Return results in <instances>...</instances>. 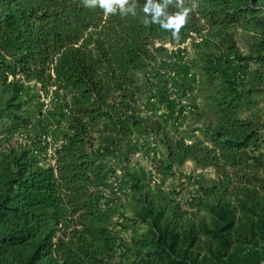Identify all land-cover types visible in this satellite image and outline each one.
Listing matches in <instances>:
<instances>
[{
	"label": "trees",
	"instance_id": "16d2710c",
	"mask_svg": "<svg viewBox=\"0 0 264 264\" xmlns=\"http://www.w3.org/2000/svg\"><path fill=\"white\" fill-rule=\"evenodd\" d=\"M258 2L127 0L125 7L133 9L122 14L118 4L108 13L84 0H0V87L22 76L46 93L61 94L69 108L61 116L70 131L46 166L31 159L14 168L0 165V264H123L114 254L127 243L113 227L105 203L107 169L95 147L98 123L107 122L120 136L145 128L139 108L148 80L142 76L139 83L136 75L151 67L165 43L193 42L205 30L251 28L258 36L251 59L264 68V15L258 14ZM222 84L227 95H239L235 80ZM21 107L7 104L0 116L20 119ZM235 130L229 135L218 131L211 139L217 154L210 165L245 218L237 223L218 212L226 224L213 236L224 248L264 242V179L243 167L234 169L230 156L254 139L244 124ZM176 145L187 152L181 142ZM131 243L138 253L149 244L144 238ZM161 250H149L144 264H171Z\"/></svg>",
	"mask_w": 264,
	"mask_h": 264
},
{
	"label": "rangeland",
	"instance_id": "374dc122",
	"mask_svg": "<svg viewBox=\"0 0 264 264\" xmlns=\"http://www.w3.org/2000/svg\"><path fill=\"white\" fill-rule=\"evenodd\" d=\"M257 6L264 15V0ZM252 31L233 26L202 31L193 42L165 43L151 67L136 75L139 83L142 76L148 80L139 108L145 128L120 136L107 122L98 123L95 147L107 169L105 203L127 243L114 254L123 264H144L149 250L161 249L171 264L264 263L262 240L224 248L213 236L226 219L245 220L210 165L217 154L211 142L215 133L229 135L246 125L254 141L230 154L233 168L264 179V68L251 59L258 41ZM223 79L236 81L238 96L226 94ZM2 88L0 115L7 104L22 107L20 119L0 116V165L14 168L30 159L39 166L51 163L54 149L70 132L61 116L69 109L62 95L46 93L22 76ZM179 142L187 152L177 147ZM132 238L146 239L148 247L136 252Z\"/></svg>",
	"mask_w": 264,
	"mask_h": 264
},
{
	"label": "clouds",
	"instance_id": "9594fccd",
	"mask_svg": "<svg viewBox=\"0 0 264 264\" xmlns=\"http://www.w3.org/2000/svg\"><path fill=\"white\" fill-rule=\"evenodd\" d=\"M85 5L88 7H96L99 6L101 8H103L105 10V12L108 13H113L116 11V8L114 7V5H119V8L122 12V14H124L126 11L128 10H132V7H125L127 4V0H84ZM150 9L148 6L145 7L144 11L148 12ZM135 14V13H134ZM149 21L147 19H145V23H148ZM152 22H159L158 20H156L155 18H153ZM162 26H164L162 24ZM178 32H179V28H174L173 30V35L174 36H178Z\"/></svg>",
	"mask_w": 264,
	"mask_h": 264
},
{
	"label": "water",
	"instance_id": "95a60500",
	"mask_svg": "<svg viewBox=\"0 0 264 264\" xmlns=\"http://www.w3.org/2000/svg\"><path fill=\"white\" fill-rule=\"evenodd\" d=\"M261 264H264V263H261Z\"/></svg>",
	"mask_w": 264,
	"mask_h": 264
}]
</instances>
